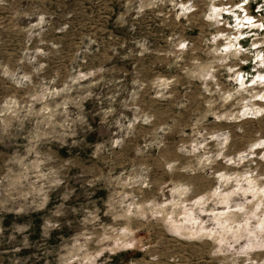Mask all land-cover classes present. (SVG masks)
<instances>
[{
  "label": "rangeland",
  "instance_id": "obj_1",
  "mask_svg": "<svg viewBox=\"0 0 264 264\" xmlns=\"http://www.w3.org/2000/svg\"><path fill=\"white\" fill-rule=\"evenodd\" d=\"M0 264H264V0H0Z\"/></svg>",
  "mask_w": 264,
  "mask_h": 264
}]
</instances>
